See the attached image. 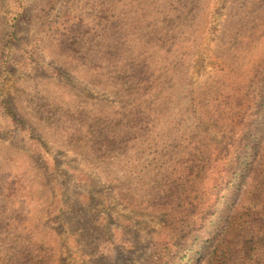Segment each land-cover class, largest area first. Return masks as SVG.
<instances>
[{
  "label": "rangeland",
  "instance_id": "obj_1",
  "mask_svg": "<svg viewBox=\"0 0 264 264\" xmlns=\"http://www.w3.org/2000/svg\"><path fill=\"white\" fill-rule=\"evenodd\" d=\"M0 264H264V0H0Z\"/></svg>",
  "mask_w": 264,
  "mask_h": 264
}]
</instances>
